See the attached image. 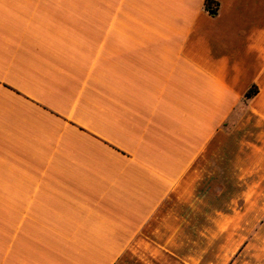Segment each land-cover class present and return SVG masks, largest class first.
<instances>
[{"label":"crops","instance_id":"0c3cea01","mask_svg":"<svg viewBox=\"0 0 264 264\" xmlns=\"http://www.w3.org/2000/svg\"><path fill=\"white\" fill-rule=\"evenodd\" d=\"M211 1L0 0V264L234 263L211 227L264 209V0Z\"/></svg>","mask_w":264,"mask_h":264},{"label":"rangeland","instance_id":"374dc122","mask_svg":"<svg viewBox=\"0 0 264 264\" xmlns=\"http://www.w3.org/2000/svg\"><path fill=\"white\" fill-rule=\"evenodd\" d=\"M260 197L253 195L255 208L252 210L237 207L236 210L229 211V217L235 219L236 222L232 219L229 222L223 220L226 222H223L219 227H211L215 233L214 244L219 242L223 253L232 251L235 246L239 248L241 242L248 240L247 246L236 257L233 264H264V225H258L259 221L264 218V209L256 208V205H261ZM238 205H241L240 202ZM222 218H224L223 215ZM245 220L249 223L245 224ZM250 221H252L251 224ZM251 231L252 238L250 239Z\"/></svg>","mask_w":264,"mask_h":264},{"label":"trees","instance_id":"16d2710c","mask_svg":"<svg viewBox=\"0 0 264 264\" xmlns=\"http://www.w3.org/2000/svg\"><path fill=\"white\" fill-rule=\"evenodd\" d=\"M213 2L211 0H205V6L207 8H210V5L212 4ZM213 5H216L213 3ZM213 10V9H212ZM257 92V87L255 85H252L244 94V101L251 98L252 96H254Z\"/></svg>","mask_w":264,"mask_h":264}]
</instances>
